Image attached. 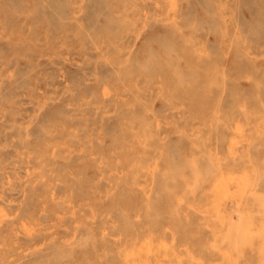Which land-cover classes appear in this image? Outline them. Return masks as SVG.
I'll return each mask as SVG.
<instances>
[{
  "label": "rangeland",
  "instance_id": "374dc122",
  "mask_svg": "<svg viewBox=\"0 0 264 264\" xmlns=\"http://www.w3.org/2000/svg\"><path fill=\"white\" fill-rule=\"evenodd\" d=\"M0 264H264V0H0Z\"/></svg>",
  "mask_w": 264,
  "mask_h": 264
},
{
  "label": "bare ground",
  "instance_id": "6f19581e",
  "mask_svg": "<svg viewBox=\"0 0 264 264\" xmlns=\"http://www.w3.org/2000/svg\"><path fill=\"white\" fill-rule=\"evenodd\" d=\"M161 70V69H160ZM204 94V93H203ZM191 97V96H190ZM190 97H189V100H190ZM200 98V97H199ZM202 98V97H201ZM205 98V97H204ZM192 101V100H191ZM199 102H200V100H199ZM211 104V103H210Z\"/></svg>",
  "mask_w": 264,
  "mask_h": 264
}]
</instances>
